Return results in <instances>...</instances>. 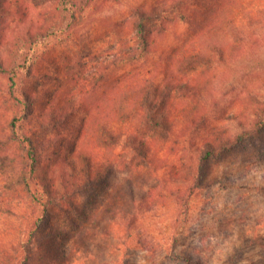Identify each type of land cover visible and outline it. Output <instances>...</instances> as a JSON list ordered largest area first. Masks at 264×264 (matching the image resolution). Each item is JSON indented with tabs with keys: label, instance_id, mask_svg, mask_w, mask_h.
<instances>
[{
	"label": "trees",
	"instance_id": "16d2710c",
	"mask_svg": "<svg viewBox=\"0 0 264 264\" xmlns=\"http://www.w3.org/2000/svg\"><path fill=\"white\" fill-rule=\"evenodd\" d=\"M244 1L155 0L152 5H132L128 18L119 24V27L131 24L132 45L120 42L122 35L116 27L113 28L114 40L109 42V47L113 49L115 43L119 44L118 52L113 55L106 50L105 65L97 61V56L93 55L92 50L86 45L81 48L79 62L83 61V72L76 75L68 74L64 78L65 85L71 82L74 86L66 90V95L61 101L48 103L45 114L42 115L44 125L51 122L54 125L46 128L47 135H44L46 137L44 141H48V147H52L55 140L62 138H54V135H62L69 139L75 137L77 133L82 135L85 132L91 151L97 156L92 160L87 155L91 152L84 148L83 153L78 156V159L83 161L84 169L78 171V165L72 161L69 169L73 175L70 180L66 178L65 173L62 174L59 183L62 191L59 194L55 188L47 186L49 182L47 179L42 180L43 186L37 181L39 163L32 139L35 136V128L31 125L34 100H31L25 89L24 81L28 77L26 76L24 81L22 79L23 73L28 70L31 57L28 52H24L21 56L23 59L15 62L13 67L6 66L0 58V75L7 78L6 95L14 108V115L9 123L11 134L0 140V148L8 146L10 139L19 144L22 156L20 172L14 186L22 189L23 201L28 200L31 206L37 204L41 207L37 215L36 213L32 216L28 213L22 215L24 223L16 233L19 247L15 243L0 240L1 264H28L32 256L31 249L27 250L23 257L15 255L19 248L25 250V247L26 249L30 247L28 244L34 241L42 227L47 228L51 225L53 232L56 233L48 234L46 242L39 241L42 247H48L47 244L53 243L55 239L57 242L61 238L67 239L69 242L73 237L84 240L89 236L87 224L91 216L86 214V208L90 205L80 200L78 195L87 189L96 196L95 192L101 187L100 201L89 210H94L98 218L96 225L97 227L102 225L100 228L102 234L114 239L110 230L112 228L107 223L112 222L119 226L123 224L124 231L130 232L136 222L133 216L137 210L135 184L146 186L147 192L155 190L159 184H164L163 180L156 176L163 167H170V171L176 172V178L178 174L187 172L185 182L190 180L192 186L197 188L205 179L204 168L222 163L226 156L231 154H243L244 160L249 164L264 162V86L258 92L249 91L247 107L231 116L237 121L234 135L227 136L226 132H219L211 139L210 133L206 134L201 142L196 137L204 123L206 124V120L200 117L201 111L203 114L206 107L204 104L201 105L202 96L199 95L204 87L198 82L201 76L197 74L201 69H211L212 65L221 67L228 65L229 60L236 56L240 57L248 43L253 46L259 42L255 25H259V21H264V8L257 7L254 10L257 4L255 0ZM92 2L93 0H59L58 14L53 17L54 24L48 28L47 34L41 37L43 39L49 37L56 41L70 29L78 28L79 24L76 22L79 16L86 12V8ZM244 4L252 11L247 13ZM245 19L248 20L243 23ZM238 23L243 27L237 26ZM179 26H185L186 32L176 33L173 45L166 47L165 39ZM247 31L251 34L250 42L245 36ZM160 57L164 60L158 59ZM151 58L153 60L150 62ZM258 61L259 63L252 68L260 72L264 70V60ZM139 62H147V65L156 70L157 67L163 70V66L167 65L166 73L169 75L159 80L158 76H151L152 70L147 76H143L142 73H134L135 69H132L121 78L113 80L116 71L127 66L134 67ZM50 68L57 72L54 66ZM47 76L49 74L43 78L45 81L50 78ZM89 94L91 97L84 99ZM120 94L126 95L125 99L130 101L118 100ZM96 99L104 104L96 105ZM189 100L192 103L187 104ZM182 104L193 107L186 118L188 121L183 123L184 127L177 132L176 126L181 123L168 119L169 110L165 114H160L159 109L166 106L168 109L177 108ZM65 107L69 108L68 111L59 116L58 110H64ZM78 109L85 115L80 131L74 128L70 120ZM104 113L106 119L104 120L107 123L96 125L98 117ZM39 127H43L42 124ZM188 130L192 133L187 134ZM211 130L213 132L215 128H211L208 133ZM184 133L187 135L186 138L183 137ZM69 141L67 140V143ZM95 143H98L97 147L106 149V157L97 154ZM184 143H188V146L183 147ZM64 146L61 143V148ZM160 147L163 148L162 155H159ZM190 150L195 151V154L186 156V152ZM73 152L76 154L75 146ZM1 158L3 164L14 161L9 155ZM121 173L122 177L119 176ZM174 176L171 177L172 180ZM143 194L141 193L140 200L145 201L147 197ZM156 194L158 199L166 198L161 193ZM93 200L91 198V201ZM179 201L182 199L179 198L178 204ZM122 212L125 215L120 217ZM28 221H31L30 230L24 227L25 230L22 231L21 228L27 225ZM26 234L28 239L24 240ZM128 237L126 233V238ZM80 244L85 246L84 243ZM149 245L151 244L147 243L148 247ZM46 258L49 263H59L51 253H47ZM171 258L177 259L176 255ZM184 260L186 264H195L188 257Z\"/></svg>",
	"mask_w": 264,
	"mask_h": 264
},
{
	"label": "rangeland",
	"instance_id": "374dc122",
	"mask_svg": "<svg viewBox=\"0 0 264 264\" xmlns=\"http://www.w3.org/2000/svg\"><path fill=\"white\" fill-rule=\"evenodd\" d=\"M57 2L59 0H0V58L6 66L13 67L15 62L23 59L21 56L24 52H28L31 57L28 70L23 73L22 79L24 81V78L28 77L24 81L25 89L31 100H34L31 125L35 128V136L32 139L39 163L37 181L43 186L42 180L47 179L49 181L47 186L55 188L59 194L62 191L59 185L62 174L65 173L69 179L73 175L69 169L71 162L74 161L78 165V171L84 169L82 159H78L83 149L87 148L91 152L87 155L92 160H95L94 156L97 155L91 151L85 132L82 135L77 133L75 137L69 139L62 135H54V138H62L55 140L52 147H48L44 135H47L46 128L53 125V122L44 125L42 115L45 114L48 103L61 101L66 95V90L74 86L71 82L65 85L64 78L68 74L76 75L83 72V61L79 62L81 48L86 45L92 50L93 55L97 56V61L105 65L104 52L107 50L114 55L119 48L115 41L114 48L109 47V42L114 40L113 28H119L122 35L120 42L132 45L131 24L121 25L122 27H119V24L128 18L132 5H152L155 0H93L86 8V12L79 16L76 22L79 24L78 28L70 29L56 41L49 37L43 39L41 36L47 34L48 28L54 24L53 17L58 14L60 5ZM254 2L257 3L254 10L257 7L264 8V0ZM245 4L243 6L246 7V12L252 11ZM247 20L245 19L243 23ZM259 23L255 25L258 43L253 46L248 43L240 57L236 56L229 60L228 65L222 67L212 65L211 69H201L197 74L201 76L198 82L204 87L199 95L202 96L201 105L204 104L206 107L203 114L202 111L200 113L206 124L204 123L196 134L199 142L210 133L211 139L219 132H226L227 136L234 135L237 121L231 116L247 107L249 91L258 92L264 86V70L259 72L252 68L259 63L258 59L264 60V21ZM239 25L243 27L241 23L237 24ZM186 30L185 26L173 29L165 39L164 45L166 47L173 45L175 34H184ZM250 35L248 31L245 33L249 42ZM158 59L164 60L163 57ZM152 60L153 58L150 62ZM147 64L139 62L134 67L127 66L116 71L113 80L121 78L132 69H135L134 73L139 72L143 76H147L152 70L151 76H158L159 80L169 75L166 73L167 65L163 66V70L158 67L156 70ZM50 66H54L57 72ZM47 74L50 78L45 81L43 78ZM7 88L6 76L0 75V140L10 136L9 123L14 115L13 105L6 95ZM90 97L91 94L84 99ZM125 97L126 95L120 94L118 100H124ZM190 103L192 102L189 100L187 104ZM103 104L96 99V105ZM187 104L172 109H168L167 106L159 109L160 114H165L169 110L168 119L181 123L176 126L177 132L184 127L183 123L188 121L186 118L193 106ZM68 109V107L64 110L59 109V116H63ZM81 111L78 109L70 119L76 130L83 127L85 115ZM104 119L105 113L98 117L96 125H105L107 121ZM41 124L43 127H39ZM211 128L215 130L208 133ZM189 132L192 133L190 130L186 131L187 134ZM183 137L186 138L187 135L184 133ZM188 137L190 140L191 135ZM67 140H70L69 143ZM61 143L65 145L64 148H61ZM8 144L0 148V240L15 243L19 247L16 233L24 223L22 215L24 213L37 215L41 207L37 204L31 206L28 200L23 201L22 189L14 186L20 172L22 152L14 140L10 139ZM96 144L98 143L94 146ZM184 144L183 147L188 146V143ZM74 146L76 154L73 152ZM102 148L97 147V154L106 157V149ZM162 149L160 147L159 155L163 154ZM191 150L186 152V156L195 154V151ZM5 155L14 158V161L3 164L1 157ZM244 157L243 154L234 153L226 156L222 163L204 168L205 179L197 188L192 186L190 180L185 182L187 172L178 174L176 178L177 173L170 171V167H163L157 172L156 176L162 179L164 184H159L155 190L150 191L151 193L147 192L146 186L136 182L137 210L133 215L136 222L130 232L124 231L123 224L119 226L116 223H107L112 228L110 230L114 239L102 234L100 231L102 225L97 227L98 218L94 210H89L100 201L101 187L98 191L93 188L98 197L93 196L88 189L80 192L78 194L80 200L90 205L86 208V214L91 216L87 224L89 236H85L84 240L73 237L69 242L67 239L61 238L59 242L55 239L53 243L47 242L48 247L46 245L42 247L39 241L46 242L50 234H56L49 225L47 228L39 229L34 241L28 244L30 247L27 249L25 247V250L19 248L15 256L23 257L26 251L31 249L32 256L28 264H52L47 261V253L53 254L58 264H186L185 257L190 258L195 264H264V162L249 164ZM124 174L127 175L126 172ZM119 176L122 177L123 174ZM172 176L175 177L174 180L171 179ZM191 187L193 188L190 190ZM141 193L146 195L145 201L140 200ZM156 193H161L166 198L158 199ZM91 198L94 200L91 201ZM179 198L182 201L178 204ZM7 209L10 211H6ZM123 215L124 212L120 217ZM30 222L21 228L22 231L25 230L24 227L30 230ZM126 233L129 235L128 238ZM25 239H28L27 234ZM80 243H84L85 246ZM147 243L151 245L148 247ZM175 255L176 260L171 258Z\"/></svg>",
	"mask_w": 264,
	"mask_h": 264
}]
</instances>
